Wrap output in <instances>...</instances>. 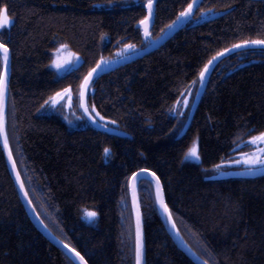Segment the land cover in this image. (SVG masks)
<instances>
[{"label": "trees", "instance_id": "obj_1", "mask_svg": "<svg viewBox=\"0 0 264 264\" xmlns=\"http://www.w3.org/2000/svg\"><path fill=\"white\" fill-rule=\"evenodd\" d=\"M143 1L0 0L12 19L0 31L12 54L7 127L11 121L31 200L50 230L90 264H135L129 181L135 171L151 169L180 233L200 256L210 264H264V174L216 170L247 150H235L240 142L264 132V48L235 52L217 64L180 138L189 112L181 118L171 113L217 52L264 39V0H200L192 17L219 14L195 24L190 16L160 47L96 76L89 107L126 135L99 130L86 118L89 124L73 127L45 104L57 92L77 89L100 60L115 58L125 45L147 46L139 25L147 16ZM154 1L153 38L193 2ZM62 44L81 62L59 74L52 61ZM2 66L0 53V75ZM195 139L199 161L185 158ZM138 186L146 264H196L166 231L153 182L143 178ZM86 210L97 213L93 221L84 219ZM0 264H74L29 218L1 144Z\"/></svg>", "mask_w": 264, "mask_h": 264}, {"label": "water", "instance_id": "obj_2", "mask_svg": "<svg viewBox=\"0 0 264 264\" xmlns=\"http://www.w3.org/2000/svg\"><path fill=\"white\" fill-rule=\"evenodd\" d=\"M199 1L200 0H195L194 4H193V2L191 3V4H193L192 13H193L194 9L196 8V6H197V4H198ZM146 9H147V4H146ZM147 15H148V9H147ZM188 18H189V16L177 20L175 22V24H173L172 27H170L168 30H166L158 40L154 41L153 43H151L150 45H148L147 47H145V48H143L141 50H138V51H136L134 53H131V54H128V55H124L122 57H118V58H115V59H112V60L102 59V60L99 61L98 64H100L101 66L99 68H97V65H98L97 64L94 67L96 69V72L93 73L92 80L90 81V83L88 85V88H87V90L85 92L84 101H83L87 105V107L89 109V113H85L84 112V109L80 106L83 115L85 116V118L90 122V124L93 127L97 128L99 130L108 132V133H112V134L126 135V133L123 132L122 130H120L118 128H115L113 126L107 125L104 122L98 120L97 118L95 120H93V119L90 118V115L91 116H94V115L91 113L90 108H89V105H88V93H89V88H90V86H91L92 81L94 80V78L96 76H98L99 74L107 73V72H109V71H111V70H113V69L121 66L122 64H124L126 62H129V61H131V60H133V59H135L137 57H140V56H142V55H144V54H146V53H148V52H150V51H152V50L160 47L164 42H166L173 35V33ZM154 20H155V2L153 1V15H152V17H151V19L149 21L148 26H147V31L150 33V35L145 36V25H143L141 23L139 24L142 27L143 36H144V41L145 42H147L151 38V29L153 27ZM0 43H3V42L0 41ZM248 48H264V45H248V46L242 47V48H232V46H231V47L228 48V49H230L228 52L224 53L223 56L218 57L213 62V64L209 66V71L206 73L205 80H204L203 84H201L199 82L198 90L196 92L194 101L192 103V106H191V109H190L188 118H187V120H186L183 128L181 129L180 133L178 134L177 138L182 137L188 131L189 126H190V124H191V122H192V120L194 118L195 113H196V110H197V108L199 106V103H200V101H201V99H202V97H203V95H204V93L206 91V88L208 86L210 77H211V75H212L215 67L217 66V64L222 59H224L225 57H227V56H229V55H231V54H233V53H235V52H237L239 50L248 49ZM8 49H9L8 87H7V93H6L5 116H7L9 85H10L11 74H12V54H11V51H10V48L9 47H8ZM1 56H2V53H1ZM2 60H3V56H2ZM102 61H105L106 63H103ZM3 72H4V64H3V68H2L1 75L3 74ZM83 82H84V80H83ZM80 105H81V100H80ZM5 132L7 133V137H8L7 121L5 123ZM8 142H9V139H8ZM0 144H1V147H2V150H3V153H4V157H5V160H6V163H7V167H8L9 173H10V175H11L13 181H14V184H15V186L17 188V191H18L19 197L21 199V202H22V204H23V206H24V208H25V210H26L29 218L31 219V221L33 222V224L35 225V227L49 241H51L53 244H55L57 247H59L71 259V261L74 264H80L79 259L77 257H75V254L70 251V248H74V247L71 246L70 244L66 243L61 238H59L56 234H54L50 230V228L48 226L45 227L46 224L42 220V218L40 217L39 213L37 212V210H36V208H35L32 200H31V198L29 196V194H28L27 197L24 195V191H27V188L25 186L24 180H23L22 175L20 173V170L18 168V164L16 162V159H15V156H14L13 152H12V154H13V160L15 161V164H16V169L15 170L13 169V161L8 159V152H7V150L3 146V136H0ZM9 148L11 149L10 143H9ZM11 151H12V149H11ZM142 169H147V168H142ZM148 170H149L148 172H142L141 169L135 171L134 172L136 174L135 180L133 181V174H132V176L130 178V181H129V195H130V202H131V209H132V216H133V223H134V236H135V264H136V231H137V212H136L135 205H137V204L139 205L141 231H142V238H143V254H142L141 264H146V262H147V256H146V254H147V252H146V237H145L144 219H143L141 202H140V197H139V192H138V182H139L140 179H143V178L150 179L154 183L155 195H156V202H157L159 216L161 218V221H162V223H163L166 231L168 232V234L170 235V237L173 239V241L175 242V244L189 258H191L196 264H210L208 261H206L202 256H200L186 242V240L183 238L182 234L180 233V231H179V229H178V227L176 225V222H175L173 216H172V221H170L167 218V214L163 211V209L161 208L159 202L157 201V180H156V178L157 177L159 178V187H160V190L162 191L164 202L167 204L166 196H165V191H164V187H163V183H162L160 177L154 171H152L151 169H148ZM17 171L20 173L21 180L23 181L24 186H25L23 191L21 190V187H20V181H18L17 178H16V172ZM153 172L156 174L155 177L152 176V173ZM238 174L239 175H245V176H258V175H263L264 174V169L257 168V170L254 173H249L247 171V169H241V170L238 171ZM133 184H134V188H133ZM27 193H28V191H27ZM29 201H31V203H29ZM167 206H168V204H167ZM173 222L176 225L175 228H173V226H172L173 225ZM65 244L69 245L70 248L64 247ZM76 251H78V250L76 249ZM80 255L83 256L81 253H80ZM84 259L86 260L85 257H84ZM87 264H90V263L87 261Z\"/></svg>", "mask_w": 264, "mask_h": 264}, {"label": "rangeland", "instance_id": "obj_3", "mask_svg": "<svg viewBox=\"0 0 264 264\" xmlns=\"http://www.w3.org/2000/svg\"><path fill=\"white\" fill-rule=\"evenodd\" d=\"M147 3H148V0L143 1L144 5H146ZM4 9H6V8H4ZM218 14H219L218 12H215L213 10L204 11L200 15H197L195 17H192L193 16L192 15L188 19V23H194L195 24V23L200 22L202 20H206L208 18L214 17ZM6 15H7V21L4 20V13L3 12L1 13L0 23H2L3 26L0 27V31L2 29H4L5 27H9L12 23V19L7 14V10H6ZM161 36L162 35H160L158 38H153L151 35V38L146 42V45L148 46L149 44L158 40ZM128 45H132V44H128ZM126 46L127 45H125L124 47H122L121 49L116 51L115 58L122 57L124 55H128V54L134 53V52L139 50L137 48V46H135V45H134V48H131V49H126ZM80 62H81V57L78 54L73 53L65 44L64 45L62 44V45H59L54 52V58L52 61V66L54 67V69L59 74L60 73L62 74V73H66V72L70 71L71 69L77 67L80 64ZM57 63H59V65H60L59 68L56 67ZM2 68H3V66H2ZM199 82H200V80L198 79V81L191 83L188 87L185 88V90L180 95L179 99L174 104V107L171 111L173 116L181 118L185 115V113L187 111L190 112L189 110L191 109V106H192V103L194 101L196 92L198 90ZM80 85L77 89H75L74 87H68L67 89H70V93H71L70 98L67 94H65L63 96V98H61L58 101V103L56 104L55 107H53L51 105L50 100L48 103L50 106H52V108H54V111L60 112L62 114L63 118L65 119V121H67L69 123V125H71L73 127L85 125L86 121H87L85 119V116L83 115V113L81 111V108H80ZM63 91H61V92H63ZM89 91L90 92L94 91L93 89H91V86L89 88ZM54 96H55V94L52 97H54ZM184 101L188 102L186 106L184 104ZM93 108H94L95 112L92 110ZM91 110L93 112V115L96 116L97 110L95 109V107L93 105L91 106ZM188 115H189V113H188ZM99 116H101V115L99 114ZM96 118L99 120V117H96ZM102 122L109 123V121L105 118L103 119ZM87 123H88V121H87ZM8 130H9L8 136H9V142H10L11 149H12L13 153L15 152L16 153L15 155H17L19 157V151L17 149L18 147L16 145V143H17L16 132L14 130V127H13L11 121H10V123H8ZM257 135H259V134H257ZM257 135H255V136H257ZM250 141H251V137L245 141L240 142L235 147V150L241 148L242 146H247V148H246L247 150L237 151L230 159H227L226 161L221 162L219 164L220 167L216 169L217 172L218 173L228 172V173L232 174V173L237 172V170L248 169L249 165H246L241 160L242 154H244V153L252 154V153L257 152L259 148H264V143H261L258 145H253V144H251ZM194 146L197 149L198 158L193 157L191 155H188L189 150ZM185 158L188 160H193V161H199L200 160L198 139H195L192 142L191 147L186 152ZM238 160H240L241 162L236 163L235 161H238ZM234 168H236V169H234ZM256 168H259V166H256ZM140 189H142V187L138 186V192L140 191ZM129 197H130V195H129ZM139 197H140V194H139ZM130 208H131V203H130ZM87 212H95V211H93V210L84 211V219L87 222L93 221L96 216L95 217H88L86 215ZM142 214H143V212H142Z\"/></svg>", "mask_w": 264, "mask_h": 264}, {"label": "snow or ice", "instance_id": "obj_4", "mask_svg": "<svg viewBox=\"0 0 264 264\" xmlns=\"http://www.w3.org/2000/svg\"><path fill=\"white\" fill-rule=\"evenodd\" d=\"M195 0H193L194 4ZM193 4H188L187 9L185 11L180 12L179 16L177 17V20L188 17L192 14L193 10ZM147 9H148V15L145 17L144 20H142L140 23L145 25V36L150 35V33L147 31V26L149 24V21L153 15V0H148L147 3ZM4 13V20L7 21V15H6V9L0 10ZM175 24V21L173 22ZM3 24L0 23V27H2ZM173 25H169L168 27H172ZM248 45H264V39H248V40H243L238 44L232 45V48H242L246 47ZM63 47V46H62ZM134 48V45H127L126 49H131ZM230 49L225 48L222 52H217L215 56H213L210 60H208L207 64L204 65L203 70L199 73V80L200 83L203 84L205 80L206 73L209 71V66L213 64V62L218 58L224 55V53L228 52ZM0 53H2L3 56V64H4V72L2 75H0V136H3V146L8 152V159L13 161V169H16V164L15 161L13 160V154L11 149L9 148V142H8V137L7 133L5 132V123H6V116H5V107H6V93H7V87H8V63H9V49L6 44L0 43ZM103 63H106L105 61H102ZM101 65L98 64L97 68H99ZM56 67L59 68L60 65L59 63L56 64ZM96 72V69H92L88 75L84 78V82L80 85V100H81V107L84 109L85 113H89V109L87 105L83 102L84 101V96L85 92L88 88V85L90 81L92 80L93 73ZM67 94L70 98L71 93L70 89H64L63 92H57L54 97H50L49 100L51 101V105L53 107L56 106L58 101L63 98V96ZM49 101H45V104H48ZM187 101H184L185 106L187 105ZM90 115V114H89ZM96 117H99L100 121H103L104 117L99 116V113H96V116H91L90 118L95 120ZM113 124L116 123V121H112ZM106 126V125H105ZM251 144L253 145H258L261 143H264V132H261L257 136L251 137ZM104 152L106 155L110 153V149L105 148ZM188 155H191L193 157L198 158V153L196 147H192L189 150ZM241 160L243 163L246 165H249L247 171L249 173H254L257 168L256 166H259L260 169H264V148H259L257 152L248 154L244 153L241 156ZM236 163L241 162L240 160L235 161ZM217 168H219V165H216ZM142 172H148V169H141ZM152 176H156V174L153 172ZM136 174L133 173V181L135 180ZM16 178L18 181H20V187L21 190H24V183L21 180L20 173L17 171L16 172ZM157 180V201L159 202L161 208L163 211L167 214V218L172 221V213L169 210L167 204L164 202L163 199V194L162 191L160 190L159 187V178H156ZM134 188V184H133ZM24 195L27 197L28 193L27 191H24ZM31 203V201H29ZM136 207V212H137V231H136V264H141V259H142V254H143V238H142V231H141V222H140V211H139V205H135ZM86 215L88 217H95L97 213L95 212H87ZM43 223V222H42ZM173 228L176 227L175 223L173 222ZM47 227V225H45ZM64 247L70 248L69 245L65 244ZM70 251L75 254V257H77L80 261V264H87V261L84 259L83 256L80 255L78 251H76L75 248H70Z\"/></svg>", "mask_w": 264, "mask_h": 264}, {"label": "bare ground", "instance_id": "obj_5", "mask_svg": "<svg viewBox=\"0 0 264 264\" xmlns=\"http://www.w3.org/2000/svg\"><path fill=\"white\" fill-rule=\"evenodd\" d=\"M154 1V0H153ZM155 2V1H154ZM145 7H146V5H145ZM195 10V9H194ZM177 21V20H176ZM175 21V22H176ZM173 25V24H172ZM169 29V28H168ZM167 29V30H168ZM249 49V48H248ZM242 50H245V49H242ZM242 50H239V51H242ZM238 52V51H237ZM88 105H89V103H88ZM90 108V107H89ZM94 112H95V110H94V108L92 109ZM92 110H91V108H90V111H91V113L93 114V112H92ZM190 127V126H189ZM180 133V132H179ZM191 147V146H190ZM29 194V193H28ZM30 196V195H29ZM31 198V197H30Z\"/></svg>", "mask_w": 264, "mask_h": 264}]
</instances>
